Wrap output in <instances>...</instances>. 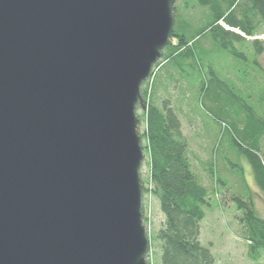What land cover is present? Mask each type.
<instances>
[{
  "label": "water",
  "instance_id": "obj_1",
  "mask_svg": "<svg viewBox=\"0 0 264 264\" xmlns=\"http://www.w3.org/2000/svg\"><path fill=\"white\" fill-rule=\"evenodd\" d=\"M175 1L0 0V264H149L136 110Z\"/></svg>",
  "mask_w": 264,
  "mask_h": 264
},
{
  "label": "trees",
  "instance_id": "obj_2",
  "mask_svg": "<svg viewBox=\"0 0 264 264\" xmlns=\"http://www.w3.org/2000/svg\"><path fill=\"white\" fill-rule=\"evenodd\" d=\"M198 1L208 8L210 19L194 31H176L174 26L180 12L174 4L175 22L171 37L156 66L162 61L183 57V60H191L186 63L190 67L198 53L209 50L215 42L223 49L235 51V41L258 35V22L264 24V0ZM252 41L257 56L263 54L264 39L256 37ZM155 75L150 85L148 80L141 88L146 108L138 107L140 113L137 115L142 123L140 135L149 172V176H141L142 194L143 197H155L163 214L162 224L153 237L160 244V261L161 264H215L211 251L199 240L200 222L205 216L203 207L208 204V189L199 181L192 168L189 142L173 103L166 98L159 104L153 100ZM184 75L188 76V73ZM219 82L212 76L209 82L202 81L197 89L200 94L201 91L205 94L209 90V84L214 86ZM258 92V97L263 100L264 87L259 88ZM212 100L219 104L217 108L222 109L227 115L226 119L230 120L229 125L223 122L226 135L217 140L215 153L217 149L219 152L220 144L227 137L233 152L237 156H245L249 162L254 181L264 196V113H257L243 101L240 106L230 101L225 102L226 98L218 91L212 94ZM243 105L246 107L247 117L242 115ZM209 171L212 172V169ZM232 199L239 210L238 220L244 229L248 256L252 260H258L264 255V217L258 215L251 196L236 194ZM142 211H146L145 203ZM143 220L147 225L145 216ZM148 239L151 242L150 234Z\"/></svg>",
  "mask_w": 264,
  "mask_h": 264
},
{
  "label": "rangeland",
  "instance_id": "obj_3",
  "mask_svg": "<svg viewBox=\"0 0 264 264\" xmlns=\"http://www.w3.org/2000/svg\"><path fill=\"white\" fill-rule=\"evenodd\" d=\"M175 5L180 12V20L176 17L175 22L174 18L176 31H194L210 19L208 8L198 0H176ZM257 33L256 37L264 39L263 23L258 22ZM215 44L209 50L198 53L190 67L186 63L191 60H183V57L161 62L154 82L155 85L160 82L165 86L159 88L164 93L168 92L179 115L183 133L189 142L192 168L208 189V204L203 207L205 216L200 222L201 244L209 248L215 264H264V255L258 260L248 256L244 229L238 220L239 210L232 199L236 194L251 196L258 215L264 217V196L254 181L249 162L245 156H237L233 152L227 137L229 142L223 139L219 152L217 149L215 153L217 140L226 135L223 122L229 125L230 120L226 119L227 115L222 109L217 108L219 104L212 100V94L218 91L226 98L225 102L230 101L239 106L245 102L251 109L263 114L264 99L258 97V89L264 87V54L263 58L257 57L250 38L234 42V49L238 53L223 49L217 42ZM184 73H188V76ZM212 76L220 82L214 86L209 84V90L205 94L201 91L200 94L197 87L202 81L209 82ZM243 109L244 115V105ZM136 112L140 113V109L137 108ZM141 130L140 120L139 132ZM145 159L140 168V176L143 177L147 173ZM144 203L150 207L146 228L147 235H151V242L147 259L149 264H161L160 244L153 237L162 224L163 214L155 197H143L142 206Z\"/></svg>",
  "mask_w": 264,
  "mask_h": 264
},
{
  "label": "crops",
  "instance_id": "obj_4",
  "mask_svg": "<svg viewBox=\"0 0 264 264\" xmlns=\"http://www.w3.org/2000/svg\"><path fill=\"white\" fill-rule=\"evenodd\" d=\"M263 54H264V52H263ZM263 54H261V57H260V55L259 56H257L258 58H263ZM159 87H161V88H164L165 86H163V84L162 83H160V82H158L156 85H155V87H154V90H153V95H154V97H153V100L156 102V104H159V102L162 100V99H169V97H168V92L167 93H164L163 92V90L162 89H160ZM167 91V90H166ZM162 94V95H161ZM246 108V107H245ZM243 115V114H242ZM244 117H247V110L245 111V113H244V115H243Z\"/></svg>",
  "mask_w": 264,
  "mask_h": 264
},
{
  "label": "bare ground",
  "instance_id": "obj_5",
  "mask_svg": "<svg viewBox=\"0 0 264 264\" xmlns=\"http://www.w3.org/2000/svg\"><path fill=\"white\" fill-rule=\"evenodd\" d=\"M163 62V61H162ZM156 64V63H155ZM155 68V65L153 66L152 70ZM216 103V102H215ZM217 104V103H216ZM144 152V151H143ZM144 157H146V155L144 154ZM145 159V158H144ZM144 161V160H143ZM146 176H149V172H148V169H147V173H146ZM146 217V221H149V218L150 216L146 213H143V217ZM144 221V220H143Z\"/></svg>",
  "mask_w": 264,
  "mask_h": 264
}]
</instances>
